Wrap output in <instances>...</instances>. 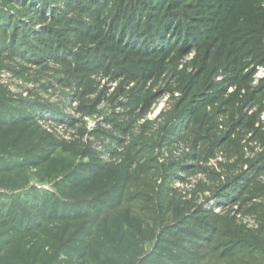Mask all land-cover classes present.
Listing matches in <instances>:
<instances>
[{"label": "rangeland", "instance_id": "1", "mask_svg": "<svg viewBox=\"0 0 264 264\" xmlns=\"http://www.w3.org/2000/svg\"><path fill=\"white\" fill-rule=\"evenodd\" d=\"M4 170L0 264H261L264 0H0Z\"/></svg>", "mask_w": 264, "mask_h": 264}, {"label": "trees", "instance_id": "2", "mask_svg": "<svg viewBox=\"0 0 264 264\" xmlns=\"http://www.w3.org/2000/svg\"><path fill=\"white\" fill-rule=\"evenodd\" d=\"M6 173H8L6 170L0 171V178L3 179L2 175H5ZM11 183H12V185H15L16 180H14L13 182L11 181ZM81 186H82V184H80V186L78 185V187H76V189H74V190L88 191L89 186H84V187H81ZM85 195H86V193H85ZM101 195L102 194H100V195H92L91 194V196L95 197V199H98ZM85 197H87V196L82 197V199L88 200V198H85ZM83 201H85V200H83ZM66 205L67 206H71L69 204V202H67ZM85 216L86 215L83 214V213L78 214V215H75V213H74V214H65L61 218H59V217L57 218V216L56 217L54 216L53 219H45L46 220L45 222H48V225L45 224V225H47L46 227L42 228V226H44V225H42V226H39L38 229H33L31 231L26 232L28 234L36 232L34 235H30L29 236L30 237L29 238L30 241H29L28 245H29L30 249L36 248V245H37V243H33L32 242L33 239H36V238L40 237V241H41V237H42L43 233H42V231L39 232V229L42 228L43 231L49 229L50 228V225H49L50 223H60V225L66 224V226L65 225L63 226V230L61 231V234H60L61 238L65 239V238H67V236H70V235H73V234L77 233V232L72 231V230L75 227H77L78 222L82 221ZM82 223L84 224L85 222H82ZM74 225H75V227H74ZM68 227H69V229H68ZM3 233H8V231L3 232ZM151 233H153V232L152 231L148 232L146 234V238L149 237L151 235ZM11 238L12 237L9 238V241H12ZM133 239H134V236H133V238L130 241L133 242ZM153 240H154V238H153ZM13 243H15V242L13 241L11 244H13ZM95 244L96 245H94V252L90 251L91 253H87V254L85 252L83 255H79L78 256L79 258L77 260H74L72 262L75 263V264H78L77 262H80L81 264H90L91 262L98 260V258L100 256L99 255L100 251H102V252H105V251L103 249H101L102 245L100 243L95 241ZM109 244L111 246L110 249H109V252H108L109 254H114V249H115V251H120L118 245L115 242H113L111 239H109ZM44 245H45L44 242H40V244H38V247L36 248L37 251H35L36 255H38L40 253V251L44 248ZM124 247L126 249L125 253L124 254H119V255H127L129 253L136 254V255L138 254V251H139V246L138 245L130 244V245H126ZM262 247H263V249L260 250L261 251L260 253L263 256L261 264H264V245H262ZM132 248L134 249V252L131 251ZM142 252H144V250L141 251L140 253H142ZM27 257H28V260L26 258L22 257V261L24 262V264H37V261H36L37 256L35 257L34 254H32L31 256H27ZM56 257H57V254H55L53 256H50V257H47L45 259V261H44V264H49ZM109 257L111 259H113L115 262L118 260V259H115L113 256L109 255ZM70 264H72V263H70Z\"/></svg>", "mask_w": 264, "mask_h": 264}]
</instances>
